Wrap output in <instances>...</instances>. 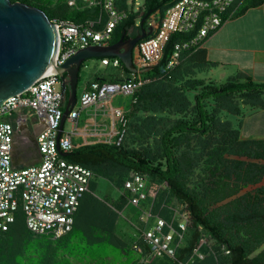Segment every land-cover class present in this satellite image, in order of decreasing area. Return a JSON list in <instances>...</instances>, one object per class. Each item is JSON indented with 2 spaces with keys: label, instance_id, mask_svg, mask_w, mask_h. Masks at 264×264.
<instances>
[{
  "label": "built area",
  "instance_id": "1",
  "mask_svg": "<svg viewBox=\"0 0 264 264\" xmlns=\"http://www.w3.org/2000/svg\"><path fill=\"white\" fill-rule=\"evenodd\" d=\"M119 1L66 0L70 7L76 9L99 7V14L93 19L79 22L51 19L58 36L55 66L61 65L79 48L110 44L115 27L129 13L128 9L120 6ZM235 2L171 0L162 11L150 14L145 23L152 28V32L133 47L132 66L136 71L130 72L126 79L117 81L93 79L86 82L79 99H76L67 113L61 130L59 125L67 98L62 93L61 78L55 66H51L24 92L7 98L0 107V232L6 231L14 222L18 208L23 212L27 229L33 234L49 235L57 239L71 231L74 214L83 195L91 192L94 178L91 169L61 154L82 146L74 140L80 113L88 107L98 106L100 111L110 114V124L95 127L90 132V139L96 140L94 143L124 144L129 127L128 111L135 103L134 94L147 81L142 71L160 60L170 35L190 32L201 21L197 32L189 40L175 44L167 63L168 69L178 63L181 51L201 48L204 40L234 15L238 5L227 16L224 13ZM94 60L113 68L120 63L116 56ZM85 61L81 67H86ZM117 96L129 97V104L113 105ZM21 109H27L31 115L37 116L35 122L43 114L44 127L36 135L39 162L17 167L12 158L14 139L18 135V138L25 140L26 135H21L16 125L26 122V117L20 116L14 120L9 117ZM65 122L69 123L66 130ZM122 190L126 194V204L119 212L125 214L134 232L131 246L140 255L139 263L149 264L155 258H174L191 224L187 204L179 202L175 207L168 206L169 216L163 217L161 210L165 202L158 200L168 194L167 182L154 180L137 171L129 172L123 181ZM205 240V237L200 238L191 258L204 257L199 247Z\"/></svg>",
  "mask_w": 264,
  "mask_h": 264
},
{
  "label": "trees",
  "instance_id": "2",
  "mask_svg": "<svg viewBox=\"0 0 264 264\" xmlns=\"http://www.w3.org/2000/svg\"><path fill=\"white\" fill-rule=\"evenodd\" d=\"M10 1H19L37 7L43 10L50 20L56 18L58 20L79 22L84 19H93L99 14V7L76 9L70 7L66 0ZM170 1L145 0L138 12H129L128 17L115 27L110 43L118 41L122 35L127 39L140 34L142 28L136 24L137 17H140V19L145 17L146 19L153 12L162 11ZM263 2L264 0H236L232 7L224 13V16H227L234 6L238 5L234 13V15H238L247 8L260 5ZM119 4L122 8L127 9L126 0H120ZM200 22L199 20L196 28L190 32H175L170 35L160 60L155 65L142 71V76L147 81L134 94L136 103L151 102V100L155 102L152 105L154 111L173 106L175 111L181 113L183 108L191 105L190 117L185 118L182 116L183 118L176 119L171 125L163 129L158 138V145L152 149L140 150L129 148L124 144L115 145L96 142L76 148L65 157L91 169L93 172L101 169L108 176L117 175L120 179L119 187L121 189L123 181L130 171L146 174L154 180L166 181L169 189L168 194L164 197L162 195L158 200L165 202V206L161 210L163 217L169 216L168 206L172 199L187 204L191 224L184 233L182 244L177 248L175 257L155 258L149 264H264V250L255 256L251 255L255 247L262 242L264 236H258L254 231L256 230L255 226L253 230L247 232L248 229L244 225V222L251 224L256 216L259 217L260 214L264 213V187L258 189L262 192V197L240 196L243 200L247 197L246 203L243 204L244 208H237L234 212H231L230 217H228L229 222L224 224L220 221V213L208 211L204 201L192 190L187 189L185 181L182 180L184 165L178 151L190 136L202 137L211 132L214 134L215 130L231 133L234 135L233 139L239 135V129L230 130L231 121H222L218 115L221 110H226L232 115H238L241 112V107H229L227 104L233 97H241L243 103L251 107L264 108V82H254L245 73L238 72L221 83L206 82L204 79L196 77L197 71L203 70L209 64L206 59V51L202 47L181 51L178 63L171 69L167 68L175 44L189 40L197 32ZM143 27H146L145 22ZM116 68L126 77L130 74V71L125 69L121 61ZM126 77L121 76L119 73L110 72L108 76L96 75L94 79L97 81H117L126 79ZM183 77H185L184 81ZM177 83L178 85H176ZM185 91H195L192 101L188 99ZM65 96L68 97V91ZM209 101L214 103L210 110L207 109ZM153 119H155V116L145 119L138 127L139 130L142 126H148L147 123ZM236 145H240L241 150L246 148L253 152L252 158L258 161L257 163H245L244 161L234 160V163L239 165L232 168L229 165L225 167L222 178L229 177L231 173L236 178H240L243 183L260 181L261 176L264 174V164L258 162L264 160V139H243L238 141ZM229 152L232 155L245 153H238L235 148H232ZM242 166H245L244 173H241ZM125 204V193L120 194L115 201L105 203L92 193L86 192L74 214L73 227L65 235H71L77 227L86 225L92 229L103 231L108 235V238H113L121 245H125L122 240L113 234L118 212L124 208ZM17 213L21 214V208H18L15 212V220L9 228L4 232H0V264H16L19 256H23L35 239L49 236L31 233L27 229L25 221L23 223L19 222L16 216ZM199 227L201 228L199 229ZM63 236L55 239L58 241V245L53 250L57 251L59 248H64V245L60 243ZM201 237L206 238L205 242L199 247L204 257L191 258L193 250L197 247ZM226 250L228 252H225ZM139 258L140 255L138 254L136 262H139ZM156 260H159V262L154 263Z\"/></svg>",
  "mask_w": 264,
  "mask_h": 264
},
{
  "label": "rangeland",
  "instance_id": "3",
  "mask_svg": "<svg viewBox=\"0 0 264 264\" xmlns=\"http://www.w3.org/2000/svg\"><path fill=\"white\" fill-rule=\"evenodd\" d=\"M144 2L145 0H126V6L129 12L136 13L143 6ZM139 22L140 17H137L136 24L139 25ZM145 26L147 27L146 23ZM84 64H86V67H81L79 72L76 99H79L84 82L91 81L96 77L94 72L100 71L105 74L110 72L120 74L121 72L117 68L101 65L94 59H88ZM195 76L200 78L197 73ZM204 80L215 83L224 82ZM194 93L195 91H185L186 96L191 101ZM129 99V97L117 96L113 100V105H128ZM242 100L241 97L235 96L227 104L229 107L239 106V108H242L243 105H247ZM154 103L152 100L151 102L144 103H136L135 101V104L130 107L128 111V133L124 141V145L127 147L140 150L155 148L158 145V138L163 129L171 125L176 119L190 117L191 105L183 108L181 113H178L173 106L154 111L152 108ZM213 105L214 103L209 101L207 109H212ZM218 115L222 121H231L230 130L239 129L238 116L232 115L226 110H221ZM150 116H155V119L149 121L147 123L148 126H142L141 130H139L138 127ZM31 117L29 125L32 129L33 122ZM68 128L69 123L65 122L64 129ZM212 133H208V135L202 137L197 135L190 136L183 147L179 149L178 154L181 155L184 165L182 180L185 181L186 188L192 190L204 201L208 211L219 212L220 221L225 224L229 222L228 217H230L231 212H234L237 208H244L243 204L246 203L247 197L243 200L240 196L253 195L262 197V192L258 189L264 187V174L261 176L260 181L256 183H243L240 178H236L231 173L229 177L222 178L225 167L229 165L232 168L239 165L238 163H234V160L244 161L245 163H257L258 160L252 158L253 152H250L246 148L241 150L239 148L240 145H236L238 141L243 140L240 134L233 139L234 135L228 132L215 130L214 134ZM232 148L237 149L238 153L245 152L247 155L245 153L232 155L229 152ZM258 163L264 164V160H260ZM242 167L241 173H244L245 166ZM119 181L120 179L117 175L108 176L101 169L95 170L90 193L105 203L115 201L123 191L119 187ZM235 189L238 190L235 191ZM179 202L181 203L182 201L172 199L169 206L175 207ZM16 216L20 223L24 222L22 211L21 214L17 213ZM244 225L248 229L247 232L253 230L255 226L256 230L254 231H256L258 236H264V213L260 214L259 217L256 216L251 224L244 222ZM113 234L122 240L125 245H121L113 238H108V235L103 231L92 229L86 225L77 227L71 235L63 236L60 243L64 245V248H59L57 251L53 249L58 245V241L53 237L37 238L32 242V246L24 252L23 256H19L16 264H140L136 262L138 253L131 248L130 243L134 232L131 230V225L127 222L125 214L118 212ZM263 250L264 239L255 247L251 255L255 256ZM157 262L159 260H156L154 263Z\"/></svg>",
  "mask_w": 264,
  "mask_h": 264
},
{
  "label": "water",
  "instance_id": "4",
  "mask_svg": "<svg viewBox=\"0 0 264 264\" xmlns=\"http://www.w3.org/2000/svg\"><path fill=\"white\" fill-rule=\"evenodd\" d=\"M145 17L140 19V34L132 38L122 35L108 45H90L79 48L61 65L55 66L58 36L55 24L46 13L23 2L0 0V107L4 101L24 92L35 80L55 66L61 78L62 93L68 90L67 102L60 121L63 127L69 110L76 102V86L82 63L89 58L116 56L125 69L135 72L132 66L133 47L152 32L143 27ZM43 121V114L38 122ZM62 155L68 153L61 152ZM17 167H21L20 165Z\"/></svg>",
  "mask_w": 264,
  "mask_h": 264
},
{
  "label": "crops",
  "instance_id": "5",
  "mask_svg": "<svg viewBox=\"0 0 264 264\" xmlns=\"http://www.w3.org/2000/svg\"><path fill=\"white\" fill-rule=\"evenodd\" d=\"M202 48L206 51L209 64L197 71L200 78L221 82L241 72L254 82H264V2L226 19L217 31L204 40ZM108 74L94 72L95 76ZM120 75L126 77L122 72ZM28 112L27 109H21L9 117L12 120L26 117V122L16 125L17 131L26 135L25 140L18 138V135L14 139L12 158L16 166H27L40 160L36 135L43 129L44 123L35 122L37 116ZM30 116L32 129L29 125ZM236 116L239 118V134L242 139H264V108L243 105L240 114ZM110 122V114L100 111L98 106L86 108L80 113L74 140L82 146L94 143L96 140L90 139V132Z\"/></svg>",
  "mask_w": 264,
  "mask_h": 264
},
{
  "label": "flooded vegetation",
  "instance_id": "6",
  "mask_svg": "<svg viewBox=\"0 0 264 264\" xmlns=\"http://www.w3.org/2000/svg\"><path fill=\"white\" fill-rule=\"evenodd\" d=\"M68 91V90H67Z\"/></svg>",
  "mask_w": 264,
  "mask_h": 264
}]
</instances>
